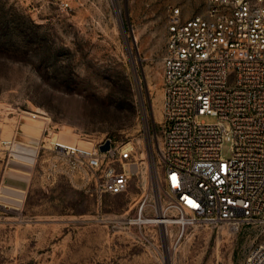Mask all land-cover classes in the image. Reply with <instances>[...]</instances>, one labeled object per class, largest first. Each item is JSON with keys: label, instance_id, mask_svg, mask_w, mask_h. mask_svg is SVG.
<instances>
[{"label": "rangeland", "instance_id": "374dc122", "mask_svg": "<svg viewBox=\"0 0 264 264\" xmlns=\"http://www.w3.org/2000/svg\"><path fill=\"white\" fill-rule=\"evenodd\" d=\"M205 2L0 0V140L9 141L0 144V264H244L264 240V225L231 232L225 223L197 222L179 242L171 226L168 242L163 228L128 223L133 185L99 203L71 177L45 178L49 153L40 146L67 130L81 146L103 139L148 145L137 178L160 174L166 27L171 9L187 19ZM18 143L34 147L31 164L18 157L25 152ZM9 187L24 191L20 206L10 203L14 196L1 199Z\"/></svg>", "mask_w": 264, "mask_h": 264}, {"label": "built area", "instance_id": "2783aa9c", "mask_svg": "<svg viewBox=\"0 0 264 264\" xmlns=\"http://www.w3.org/2000/svg\"><path fill=\"white\" fill-rule=\"evenodd\" d=\"M166 28L160 174L137 178L145 144L47 139L40 146L49 153L45 178L71 177L99 203L103 194L129 193L133 185L138 192L128 223L176 226L179 237L197 222L235 230L242 223L264 225V0H206L204 10L187 19L173 8ZM203 116L214 121H200ZM105 141L108 148L100 150ZM161 191L166 201L157 205ZM244 264H264V240Z\"/></svg>", "mask_w": 264, "mask_h": 264}, {"label": "bare ground", "instance_id": "6f19581e", "mask_svg": "<svg viewBox=\"0 0 264 264\" xmlns=\"http://www.w3.org/2000/svg\"><path fill=\"white\" fill-rule=\"evenodd\" d=\"M42 119V118H41ZM35 125V124H34ZM37 126V125H36ZM57 139L56 140H58V141H61V142H63V143H69V144H74V142H75V139H74V135L73 134H71V132H69V130H67V131H64V133L63 134H61V135H59V137L57 136L56 137ZM33 139V138H32ZM31 139V140H32ZM33 143L34 144H37V141H33ZM20 144L18 143V145L16 146V148L17 149H21V150H23V151H25V152H27V153H29L30 155H35V150H34V147L31 149V147L30 148H26V147H21V146H19ZM15 146V145H14ZM13 146V147H14ZM13 154V153H12ZM23 155V154H22ZM20 159H22V160H24V161H26L28 164H31L32 163V161L34 160V158L33 157H29V158H26V157H21V156H18ZM28 166V165H27ZM30 166V165H29ZM31 168V167H30ZM135 166L133 165V167H132V170H135ZM28 169H29V167H28ZM15 175H16V172L14 173ZM17 175H18V173H17ZM23 175H25V177L24 178H26V174H23ZM29 176V175H28ZM20 177V176H19ZM8 178V177H7ZM22 178V177H21ZM27 179V178H26ZM25 179V180H26ZM14 180V179H13ZM20 180V179H19ZM25 180H22L23 182H25ZM21 181V180H20ZM3 191H4V193H5V195L6 196H3V197H1V199H3L4 201H10L9 199V196H14V197H16V199H11V201H10V203H13L14 205H16V206H20L21 205V201H22V198H23V196H24V191L23 190H21V189H14V188H4L3 189ZM26 196V195H25ZM25 198V197H24ZM155 198H156V203H157V205H160L161 204V201H162V199H160V195L158 194V195H156L155 196ZM160 199V200H159ZM24 201V200H23ZM5 203V202H4ZM171 226L170 225H165V226H163L162 228H163V232H164V235L166 236L165 237V240H166V238L168 239V242H170L169 241V238L171 237V235H172V230H171V228H170ZM229 231H231V232H234L235 231V228H230V230ZM179 240H180V237H179V235L177 234V238H176V242H179ZM165 249H167V251L169 252V255H170V258H171V254H172V252H173V249H174V246L173 245H170L169 243H168V245L166 246V248ZM166 252V251H165ZM169 258V259H170Z\"/></svg>", "mask_w": 264, "mask_h": 264}, {"label": "water", "instance_id": "95a60500", "mask_svg": "<svg viewBox=\"0 0 264 264\" xmlns=\"http://www.w3.org/2000/svg\"><path fill=\"white\" fill-rule=\"evenodd\" d=\"M108 146H109V142H108V141H105V142L99 147V149H100V150H105V149L108 148Z\"/></svg>", "mask_w": 264, "mask_h": 264}, {"label": "snow or ice", "instance_id": "6c2138e0", "mask_svg": "<svg viewBox=\"0 0 264 264\" xmlns=\"http://www.w3.org/2000/svg\"><path fill=\"white\" fill-rule=\"evenodd\" d=\"M173 180H175V177H173ZM189 203H191V201H189ZM192 206H193V207H196V205H195V204H193Z\"/></svg>", "mask_w": 264, "mask_h": 264}]
</instances>
